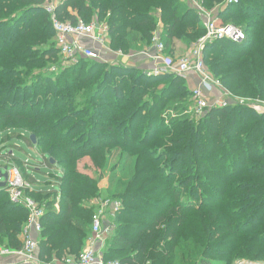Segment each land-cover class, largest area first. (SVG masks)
<instances>
[{
    "label": "trees",
    "instance_id": "trees-1",
    "mask_svg": "<svg viewBox=\"0 0 264 264\" xmlns=\"http://www.w3.org/2000/svg\"><path fill=\"white\" fill-rule=\"evenodd\" d=\"M199 1L207 9L217 7L216 16L224 24L241 21L233 25L245 33L241 42L207 43L205 66L234 96L264 101V0ZM43 4L44 0H0V128L18 136L26 131L21 139L28 144L30 134L36 138L39 170L36 164L14 157L17 165L21 162L27 185L35 183L30 171L43 172L44 167L53 166L61 170L55 177L56 188H50V180L32 190L25 186V194L44 209L36 236L40 260L78 256L91 233L92 202L112 198L120 201V207L105 241L106 260L119 264L264 261L262 221L253 224L264 211V114L243 105L212 108L200 119L209 124L207 138L201 126L178 115L167 116L170 125L165 126L161 117L165 106L154 104L138 137L132 129L147 105L132 104L141 95L136 90L145 84L143 79L163 78L167 73L147 75L124 62L106 64L87 58L58 76L38 72L59 64L61 56ZM55 12L59 19L71 22L104 21L111 48L125 53L148 46L157 32L165 52L174 58L177 46L188 49L204 34L197 12L179 0H57ZM158 18L163 25L160 30ZM102 68L112 73L109 85L116 102L110 105L97 102L94 85L84 86ZM119 72L135 76L124 83ZM129 82L128 98L120 100ZM179 82L173 78L167 87L174 90ZM61 93L64 96L59 97ZM169 127L180 134L166 140L174 150L148 146L160 142L157 133H168ZM77 130L80 133L72 138ZM109 149L117 151L120 159L111 169L110 185L102 189L99 182L109 168ZM5 156L2 152L0 159ZM85 156L92 164L90 173L79 162ZM49 158L55 163L50 164ZM115 168L124 172L116 183ZM205 173L223 186L218 202H207L201 193L203 200L198 198L196 185ZM7 188V184L0 187V247L17 250L28 211L10 200ZM5 262L0 260L9 264Z\"/></svg>",
    "mask_w": 264,
    "mask_h": 264
},
{
    "label": "built area",
    "instance_id": "built-area-1",
    "mask_svg": "<svg viewBox=\"0 0 264 264\" xmlns=\"http://www.w3.org/2000/svg\"><path fill=\"white\" fill-rule=\"evenodd\" d=\"M43 7L49 15L52 29L55 32L56 46L59 53L69 62L75 63L80 58H87L97 61L124 62L131 64L138 58L140 63L149 64L144 67L147 75H157L163 73L181 74L186 81L196 80L190 89L191 98L194 101L196 117H203L212 108L225 107L231 104L243 105L244 101L248 108L258 114H264V101L255 99H245L234 96L222 83L215 79L203 60V50L207 43L217 40H229L241 42L245 38L244 31L233 25L224 24L214 15L212 9H207L199 0H188L189 5L194 8L200 17L204 34L193 44H191L185 55L175 59L165 52V46L160 36L155 32L148 46L138 52L125 53L122 50L111 48L108 37V27L104 21L94 19L85 22L82 19L71 22L61 20L57 17L55 7L57 0H44ZM230 0L227 2L229 3ZM216 9V8H215ZM233 100V103L231 102ZM8 130L7 134H10ZM25 132L19 133L16 139H21ZM4 137L0 130V143ZM10 148L6 151L8 156L0 159V164L6 166L7 172V193L11 201L23 205L28 211V218L21 234V248L11 250L0 247V260H6L9 264H119L116 260H106L103 256L106 238L114 228L113 218L120 203L112 200L95 199V214L91 223V233L87 238L84 249L78 256H65L62 259L52 260L44 263L37 254L38 241L36 236L41 231L40 218L43 215V207L39 205L31 196L25 194V186H30L32 190L41 187L43 183L37 181L27 185L25 177L19 166L15 163V156ZM35 158L30 157L25 162L36 164L35 168L41 167L39 161L41 156L35 152ZM24 166H28L27 163ZM31 166V165H30ZM2 167V168H3ZM43 167V166H42ZM1 169V168H0ZM54 174L48 176L51 181L50 188H56V179L61 175V170L53 166ZM30 173H33L30 171ZM60 194L57 193L56 200Z\"/></svg>",
    "mask_w": 264,
    "mask_h": 264
},
{
    "label": "rangeland",
    "instance_id": "rangeland-1",
    "mask_svg": "<svg viewBox=\"0 0 264 264\" xmlns=\"http://www.w3.org/2000/svg\"><path fill=\"white\" fill-rule=\"evenodd\" d=\"M181 3H186L188 4V0H179ZM45 5V2H44ZM216 10H218V8L216 7ZM158 13V11H157ZM92 21V20H91ZM237 22H241V21H235L234 23L237 24ZM232 23V22H231ZM233 23V24H234ZM230 24V23H229ZM162 21H160V18H158V23H157V29H161L162 28ZM158 31V30H157ZM189 49V48H188ZM178 50L175 53V59H179L182 57L183 54H181L182 52H184V50L186 51L187 49L181 45H179L177 47ZM181 54H179V53ZM61 55V54H60ZM185 55V54H184ZM133 61L131 62V64H127V65H132L135 66L137 68L143 69L145 71V73L147 74V70H145L144 65L142 63H140V61ZM106 64H114V63H119V62H109V61H102ZM76 63V62H75ZM50 64V63H49ZM122 64V63H119ZM71 65H74V63L67 61L66 59L63 58V56H60V61L59 64L56 63H52L51 65H49L46 68H43L41 70H39L38 72L41 73H47V75L52 74L53 76H58L60 74L65 73L66 70L69 69V67H71ZM119 77L120 79L125 83L127 80H133L132 78L135 76L134 74H131L129 72H119ZM111 74H107L104 70V68L99 69L96 73L93 74L91 81L84 86H89L91 87L92 85H94V88H96L98 90V97L96 98V100H98V103H102L103 104H113L115 103V97L112 93V88L109 85L110 83V78H111ZM179 78L180 82L176 85V88L174 90L169 89L168 84L171 82V80H173V78ZM143 81L145 82L142 83L141 85V89H137V91H139L141 93V95H139L135 100H132V104H137L138 102H143L144 106H145L140 114H137V119L135 122V127L134 129H132L133 134H137L138 137L141 136L144 128H145V122L146 119L148 118V110L150 107L154 106V104H157L158 107H160L161 105H164L165 108L163 109L164 111L161 113V117L163 116V118L165 119V126H169L170 125V120L166 119L167 116H179L180 118L183 117L184 119H186L188 122L192 121L196 126H201V131L203 132V134H205L207 136V131L210 129L209 124H205L202 120L200 121V119L202 117H196V111H195V105H194V101L191 98V94H190V89H191V84L187 83L188 81H186V79L181 75V74H177V73H167V75H165V77L163 78H154V79H143ZM42 83H44L43 81H41ZM181 82L184 83L183 86H185V89H182L181 86ZM129 82L125 88L122 89L121 93H122V98L120 100H127L128 98V94H129V86H130ZM45 84V83H44ZM168 86V87H167ZM167 87V88H166ZM111 88V89H110ZM31 92V91H30ZM52 96H55V91H52ZM59 97L64 96V93H61V95H58ZM58 97V98H59ZM254 101V100H252ZM125 102V101H124ZM233 103V100L231 101ZM248 101H244L243 106H245ZM235 105H239V104H231V106H235ZM171 106L169 110H167L166 107ZM247 107V106H246ZM179 110H178V109ZM177 109V111H176ZM160 114V113H159ZM155 116V115H154ZM158 116V115H157ZM71 123L69 122L68 125H70ZM68 125H65L64 127H62V129H65ZM6 128H0V130L3 132V130ZM9 130V128H7ZM6 129V131H8ZM169 131L168 133H164L161 132L159 130V132L156 135V138H161L160 142L154 143L152 142L150 145L151 147H155L157 146L159 148V150H166V149H171L174 150V147H170V145L167 143L166 140H169L171 138H175V136H180V134H178V131H171L172 128H167ZM10 134H6V137H3L2 142L0 143V154L2 152H6L10 150V148H12V152L14 154L15 157L19 158L22 161H26V159H30V157H33L36 159L35 157V152L38 151V147L37 145L34 144H28L27 142L23 141L22 139H16L18 137L17 134L13 133L12 130L9 131ZM26 132V131H25ZM136 132V133H135ZM27 133V132H26ZM79 130L75 131L72 135V138H74L75 136H78L79 134ZM28 134V133H27ZM165 140H163V139ZM208 138V136H207ZM199 142H201V140L199 139ZM202 142L205 146H207V141L206 139H202ZM202 151V150H201ZM108 152L110 153V161H109V168L106 171L105 175L103 176V178L100 180V188L102 189H107L108 185H110V178L109 176L111 175V169L113 166H118L117 162L120 159V156L116 154L117 151H113V149H109ZM40 155V152H38ZM1 158V157H0ZM134 161V157L130 158L127 162H126V168L130 165L131 163ZM79 162L81 163L80 165H82L86 170H88V172L90 173V169H92V164L91 161L89 159L88 156L82 157L81 159H79ZM117 164V165H116ZM18 166L21 170V172L23 173V167L21 165V162H18ZM2 164H0V168H2ZM212 167L214 168L215 171H217V167L215 165H212ZM52 168L49 167H44L42 170L43 172H34V175L37 179V181H39L40 183H43L45 181L48 180V176L51 174H54V172L52 171ZM89 168V169H88ZM236 170H238V167L236 168ZM114 172V173H113ZM113 173V178L115 179V183L117 181V179L122 176L124 174L123 172V168L122 169H118L115 168L114 171H112ZM227 176H229V173L227 174ZM211 176L202 174L201 175V179L198 180V184L196 185L198 188V198L203 200L202 196H205L206 201H219V197L221 196V192L223 189V186H221L220 184H218L216 178L214 179H210ZM177 179H174V181H177ZM231 182V181H229ZM228 182V183H229ZM202 194V196L200 197V194ZM108 200H112L113 203L117 202L120 203V201L118 199H108ZM205 203V205H208L209 203ZM239 207H237L238 209ZM96 209V207L94 208ZM241 211H243V208L239 209ZM246 216V213L244 212L243 215H240V219L244 218ZM258 221H262L259 225H260V231L264 232V211L262 213V217H258L255 220V223H253L254 225L257 224ZM248 223V222H247ZM213 258V257H210ZM220 258H224L223 256L221 257H216L215 260L219 261ZM243 261V262H242ZM233 264H264L263 260H249V259H245V258H237L235 259V261L233 262Z\"/></svg>",
    "mask_w": 264,
    "mask_h": 264
},
{
    "label": "water",
    "instance_id": "water-1",
    "mask_svg": "<svg viewBox=\"0 0 264 264\" xmlns=\"http://www.w3.org/2000/svg\"><path fill=\"white\" fill-rule=\"evenodd\" d=\"M29 139H30L32 144H34V145L37 144L36 138L33 134L29 135ZM49 161H50V164L55 163L53 158H49ZM6 182H7V172H6V166H4L3 169H0V187L5 186Z\"/></svg>",
    "mask_w": 264,
    "mask_h": 264
},
{
    "label": "crops",
    "instance_id": "crops-1",
    "mask_svg": "<svg viewBox=\"0 0 264 264\" xmlns=\"http://www.w3.org/2000/svg\"><path fill=\"white\" fill-rule=\"evenodd\" d=\"M212 10H213V12H214V15L216 16V9L215 8H212ZM217 17V16H216ZM191 46V45H190ZM178 47V46H177ZM190 48V47H189ZM187 51H188V49H187ZM187 51H184V52H182L181 54H185V53H187ZM176 53V52H175ZM179 53V52H178ZM180 54V53H179ZM180 54V55H181ZM175 57V56H174ZM136 60L135 61H137L138 60V58H135ZM139 62V61H138ZM142 64L144 65V67H148L149 66V64H146V63H144V62H142ZM195 82H196V80L194 79V80H190V82H187V83H190L191 84V86H193L194 84H195ZM38 152V151H37Z\"/></svg>",
    "mask_w": 264,
    "mask_h": 264
},
{
    "label": "bare ground",
    "instance_id": "bare-ground-1",
    "mask_svg": "<svg viewBox=\"0 0 264 264\" xmlns=\"http://www.w3.org/2000/svg\"><path fill=\"white\" fill-rule=\"evenodd\" d=\"M243 262V261H242Z\"/></svg>",
    "mask_w": 264,
    "mask_h": 264
}]
</instances>
